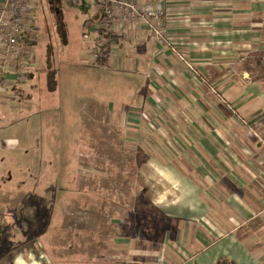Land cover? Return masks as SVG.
<instances>
[{
  "label": "crops",
  "instance_id": "crops-1",
  "mask_svg": "<svg viewBox=\"0 0 264 264\" xmlns=\"http://www.w3.org/2000/svg\"><path fill=\"white\" fill-rule=\"evenodd\" d=\"M138 2L165 12L160 24L194 71L141 24L106 39V65L93 53L114 76L131 73L127 109L110 113L147 147L151 175L129 225L112 221L122 231L96 247L111 244L70 264H264V0ZM16 254L0 264H52L35 248Z\"/></svg>",
  "mask_w": 264,
  "mask_h": 264
},
{
  "label": "rangeland",
  "instance_id": "rangeland-1",
  "mask_svg": "<svg viewBox=\"0 0 264 264\" xmlns=\"http://www.w3.org/2000/svg\"><path fill=\"white\" fill-rule=\"evenodd\" d=\"M33 4L40 31L28 76L35 77L11 87L0 105V263L35 248L41 261L70 264L111 244L96 247L99 236L122 231L112 221L129 225V203L142 207L151 173L142 166L147 147L126 136L124 114L110 119L127 109L131 73L118 78L93 63L101 7L94 0Z\"/></svg>",
  "mask_w": 264,
  "mask_h": 264
},
{
  "label": "built area",
  "instance_id": "built-area-1",
  "mask_svg": "<svg viewBox=\"0 0 264 264\" xmlns=\"http://www.w3.org/2000/svg\"><path fill=\"white\" fill-rule=\"evenodd\" d=\"M94 1L103 12L99 22L101 36L97 39L94 53L97 65H106L111 58L106 40L109 36L119 31L126 33L129 26L141 24L159 46L174 51L188 70H194L186 53L173 46V37L161 26V21L166 17L163 10L142 7L137 0ZM35 11L36 7L29 0H0V102L4 101V94L10 92L9 86L16 88L24 84L28 69L34 67L31 46L36 38L33 32ZM11 77L14 80H10ZM20 97L15 96L16 99Z\"/></svg>",
  "mask_w": 264,
  "mask_h": 264
},
{
  "label": "trees",
  "instance_id": "trees-1",
  "mask_svg": "<svg viewBox=\"0 0 264 264\" xmlns=\"http://www.w3.org/2000/svg\"><path fill=\"white\" fill-rule=\"evenodd\" d=\"M36 7V6H35ZM37 9V7H36ZM35 17V21H36V18H38L36 15H34ZM36 26V24H35ZM32 51V55H31V59L34 60L33 63L35 65V58L33 56V49L31 50ZM194 71V70H193ZM47 76H48V89L52 92L56 91V87H57V80H56V73L55 71L53 70V68L51 67V63L49 62V64H47ZM28 76V75H27ZM27 78H31V74L26 77ZM216 264H233L232 262L228 261V260H221L219 261L218 263Z\"/></svg>",
  "mask_w": 264,
  "mask_h": 264
}]
</instances>
